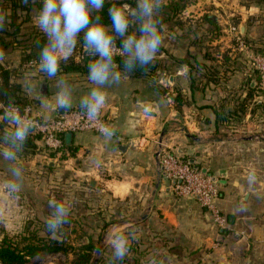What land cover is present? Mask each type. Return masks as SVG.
Segmentation results:
<instances>
[{
  "label": "crops",
  "instance_id": "crops-1",
  "mask_svg": "<svg viewBox=\"0 0 264 264\" xmlns=\"http://www.w3.org/2000/svg\"><path fill=\"white\" fill-rule=\"evenodd\" d=\"M213 4L207 6L213 10L195 13L192 0H166L164 40L154 62L144 74H124L119 84L106 88L102 110L115 129L111 139L91 131L68 132L63 147L51 152L32 136L34 146H24L19 153L24 169L21 192L12 197L0 192V240L29 235L39 185L54 180L50 171L62 166L64 172H74L75 183L85 187L87 181L93 195L106 193L111 202L106 210L98 205L94 210L107 211L108 227L98 223L94 230L100 251L92 264H108V239L114 227L135 231L124 264H146L157 253L161 264H264V135L259 138L257 133H264V113H258L264 93L255 89L256 75L250 68L261 45L264 9L253 2ZM40 8L17 10L15 21L23 29L34 25ZM0 10L10 11L7 0H0ZM231 25L252 43L239 49ZM3 50L1 65L21 83L36 114L59 113L56 82L61 77L71 86L72 107L94 86L88 69L48 77L38 63L35 68H30L35 63H21L23 49L18 43ZM11 57L12 64L7 61ZM245 97L244 114L216 117V110L227 112ZM6 128L0 124V135ZM117 142L126 143L125 150L115 148ZM160 147L193 159L218 179L217 203L227 218L224 227L214 224L196 197L172 192L159 169ZM7 167L0 158V180L8 175ZM253 170L256 181L250 185L247 177ZM69 177L58 176L62 182ZM40 199L49 200L43 195ZM117 199H123L126 216L108 222Z\"/></svg>",
  "mask_w": 264,
  "mask_h": 264
},
{
  "label": "clouds",
  "instance_id": "clouds-1",
  "mask_svg": "<svg viewBox=\"0 0 264 264\" xmlns=\"http://www.w3.org/2000/svg\"><path fill=\"white\" fill-rule=\"evenodd\" d=\"M104 3L105 0H42V7L34 17L35 27L46 37V43L39 51L38 68L48 77H56L62 71L61 61L67 63L73 57L79 42L78 36L83 33V50L94 57L87 64L88 79L94 86L79 101V107L89 121L98 119L106 103V88L119 84L124 74L132 73L137 68L147 69L156 59L164 40L161 24L166 0H135L134 7L128 4L111 5L108 9L111 26L105 25L99 15ZM93 12L97 14L93 16ZM8 15V12L0 10V30L10 22L7 20ZM117 56L121 57L123 73L121 64L115 59ZM4 60L5 52L0 49V64ZM56 87L57 106L70 109L71 86L61 77ZM0 124L7 125L0 135V158L8 163V175L0 180V192L10 197L18 196L24 180L19 153L36 125L28 110L25 109L22 114L11 97L7 105L0 103ZM99 131L111 139L115 129L101 125ZM247 180L250 185L255 183L254 170ZM71 209V203L67 200L49 199L47 215L43 219L47 233L52 236L59 234L70 223ZM134 239V230L114 227L108 239V264H124L131 249V240ZM158 255H150L146 264H161Z\"/></svg>",
  "mask_w": 264,
  "mask_h": 264
},
{
  "label": "trees",
  "instance_id": "trees-1",
  "mask_svg": "<svg viewBox=\"0 0 264 264\" xmlns=\"http://www.w3.org/2000/svg\"><path fill=\"white\" fill-rule=\"evenodd\" d=\"M9 2L10 11L7 20L10 21L5 24L4 28L0 30V48L6 49L10 46H13L18 43L23 49L21 55V63H30V61H34L38 63L39 59V51L44 43H46L45 35L39 31L37 27L34 25L25 26L24 29L21 27V22L15 21V17L17 15V10H26L30 11L31 8H40L42 6V0H7ZM264 1V0H261ZM128 4L132 7L135 6V0H105L104 6L102 10L99 12V15L102 18V21L105 25L111 26V18L108 14V9L111 5H123ZM175 10V9H174ZM97 13L93 12L92 15L95 16ZM30 29V31H28ZM28 34L26 37H20V35ZM20 37V38H19ZM83 33H80L78 36V44L73 53V57L70 58L67 63L61 61V72L66 71H75V70H87V64L94 59V57H90L83 50ZM243 43L245 45H249L252 43L248 38L241 36ZM261 43L260 46L256 47L255 53L264 55V28L262 32V40L259 41ZM117 46H119V40H117ZM117 63L121 64V69L123 70V65L121 63V57H115ZM149 65L147 69L150 67ZM250 68L255 72L256 75V87L258 91L264 93V88L260 85V75L259 71L256 67L250 65ZM147 69L137 68L134 72L129 73L130 75H141L146 72ZM208 75L213 79H216L214 70L207 71ZM216 72V71H215ZM258 79V81H257ZM9 97H11L15 103L19 105H24L26 103H31L32 101L23 93L22 85L20 82L16 81L12 77V72L10 69L4 67L0 64V102L2 104L7 105L9 101ZM246 99L245 97L240 103L235 104L234 107L228 109L227 112L215 111L217 118H222L224 113L226 115H235L241 116L246 111ZM6 129H3L4 132ZM64 134L62 135V137ZM33 137L30 134L25 147L34 146ZM64 145V138L63 144ZM61 147V148H62ZM60 148V149H61ZM24 149V148H23ZM55 152V151H51ZM106 224H104L105 226ZM92 246L87 242L83 245L84 252L80 255L79 259H74V264H90V260L92 259V255L90 253V248ZM63 253L67 254L69 252V246L65 243L64 238L57 237H44L42 235H33L30 237L29 235L22 236L21 241H18L14 236H5L0 240V264H32L31 259H38L41 256L50 253Z\"/></svg>",
  "mask_w": 264,
  "mask_h": 264
},
{
  "label": "built area",
  "instance_id": "built-area-1",
  "mask_svg": "<svg viewBox=\"0 0 264 264\" xmlns=\"http://www.w3.org/2000/svg\"><path fill=\"white\" fill-rule=\"evenodd\" d=\"M230 30L236 38L239 49L244 43L238 26L231 25ZM30 61L29 64H34ZM251 65L256 67L260 75V85L264 88V55L253 54ZM21 113L28 110L29 116L34 120L35 127L31 135L39 139L48 151H58L62 147V135L68 132L91 131L101 134V125L111 126L110 120L101 109L96 121H89L79 105L66 109L52 116H42L33 112L31 103L19 105ZM158 165L163 176L169 180V187L175 195L194 196L199 204L206 209L217 227H224L227 218L218 206L217 199L220 192V182L210 173L194 166L188 158L179 153L160 147L157 150Z\"/></svg>",
  "mask_w": 264,
  "mask_h": 264
},
{
  "label": "rangeland",
  "instance_id": "rangeland-1",
  "mask_svg": "<svg viewBox=\"0 0 264 264\" xmlns=\"http://www.w3.org/2000/svg\"><path fill=\"white\" fill-rule=\"evenodd\" d=\"M193 1V9L195 13L201 12L203 9H211L213 10L214 7H207L210 4H213V1L218 0H192ZM231 5H236L238 2H242V4L245 3H252L255 7L257 5L263 6L264 9V1L261 0H226ZM257 4V5H256ZM216 5L215 3L213 4ZM201 8V9H200ZM204 12V11H202ZM201 12V13H202ZM197 15V14H196ZM262 28L260 29V31ZM30 31V29L28 30ZM14 59L13 57L8 58L7 61L12 64ZM37 67L36 63L34 66H30V68ZM258 81V79H257ZM260 82V80H259ZM264 113V104L258 105V113ZM238 123V122H237ZM234 124V122H232ZM258 137L260 135H264L262 131H258ZM201 166V164H198ZM51 173V179H54L52 181H48L47 183L43 185H39V189L37 191L36 197L37 200H34V206L35 211L31 219L32 223V229L29 230V236L32 237L33 235H42L44 237H50L49 233H47L43 219L47 215V202L40 199L42 195L44 197H47L48 199L55 198L57 200H67L71 203L72 209H71V215H70V223L64 226L63 230L57 234V238H64L65 243L69 246V252L67 254L63 253H50L46 254L44 256H41L40 258L31 259L32 264H48V261H51L50 264H74V259H79L80 255L85 251L83 248V245L85 243H89L92 247L90 248V253L92 255V259L90 260V264H92L93 257L97 255L96 250V237L94 235V230L97 227L98 223L105 224V217L107 214V211H94L96 210V206L98 205V208L100 206H103L105 210L107 207H109V204L111 202L108 201V198H106V193L101 195H93L92 190L89 188L87 181H83L85 184V187L80 186L81 183H75L74 180V172L72 170H67L64 172L62 166L59 167L57 170L50 171ZM70 176L67 181H60L58 176L62 175ZM78 197H81L79 200ZM94 202V203H93ZM109 202V204L107 203ZM45 207V208H43ZM111 208H114V211H112V214L109 218V221L112 220H120L126 214H124L126 211H123L124 205H123V199H117L116 203L112 205ZM93 210V211H92ZM113 214H115V217H113ZM44 216V217H43ZM107 226V225H106ZM108 227V226H107ZM106 227V228H107ZM91 229L93 230L91 232ZM105 229V228H104ZM105 232V230H104ZM101 233V232H100ZM14 237V236H13ZM89 239L88 241L86 239ZM16 239L18 241H21V237L17 235ZM48 262V263H46ZM28 264V263H27Z\"/></svg>",
  "mask_w": 264,
  "mask_h": 264
},
{
  "label": "water",
  "instance_id": "water-1",
  "mask_svg": "<svg viewBox=\"0 0 264 264\" xmlns=\"http://www.w3.org/2000/svg\"><path fill=\"white\" fill-rule=\"evenodd\" d=\"M211 17H212V16H211ZM238 29H239V31H240V34H242L241 29H240L239 27H238ZM63 111H64L63 108H60V109L58 110L59 113H61V112H63ZM114 147L117 148V149H119L120 151H123V150H125V148L127 147V144H126V143H120V142H117V143H115ZM189 161H190L194 166L199 167L196 163H194V160H193V159H190V158H189ZM201 169H202L203 171H205V172H209V171L206 170V168H204V167H201ZM99 251H100V247L97 249V253H99ZM96 260H97V258L94 259L93 263H95Z\"/></svg>",
  "mask_w": 264,
  "mask_h": 264
}]
</instances>
